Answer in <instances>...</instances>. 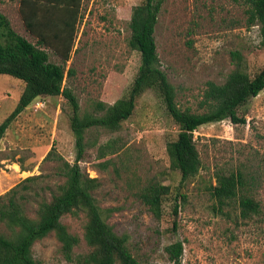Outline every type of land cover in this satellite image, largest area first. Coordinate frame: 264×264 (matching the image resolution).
Segmentation results:
<instances>
[{
    "label": "rangeland",
    "instance_id": "obj_1",
    "mask_svg": "<svg viewBox=\"0 0 264 264\" xmlns=\"http://www.w3.org/2000/svg\"><path fill=\"white\" fill-rule=\"evenodd\" d=\"M12 1H5L0 11L17 33L36 43L19 10V0ZM141 1H80L65 67L66 73L70 70L63 81L76 96L80 113L92 112L97 101L113 103L130 90L140 56L128 45L129 22L132 8ZM45 3L49 10L51 5ZM248 7V0H161L154 27L156 51L181 108L201 111L198 101L206 82H224L237 63L250 76L264 68L259 26L247 24ZM44 48L51 62L61 63L53 49ZM233 52H239L241 59L234 58ZM23 88L20 79L0 74V123L16 107ZM238 114L245 116V123L225 119L194 131L201 167L183 184L179 170L170 167L165 149L178 127L155 90L146 89L136 99L132 115L117 131L94 127L86 131L85 151L78 161L81 172L99 179L93 196L102 217L118 235H126L129 252L141 264H175L165 252L175 241L183 247L180 264H264V88ZM70 116L71 108L62 95L38 97L10 123L0 140V182L7 180L0 195L27 176L41 175L39 183H28L32 188H19L30 217L36 216L40 197L49 200L50 190L55 191L63 179L56 171L55 154L44 160L51 147L70 163L75 160ZM109 143L116 151H111ZM217 169L252 176L250 188L260 202L259 214L241 219L236 208H226L229 216L213 210L207 186L214 182ZM150 181L171 188L159 219L138 197L140 188ZM45 185L51 189L43 190ZM178 192L186 199L179 202L178 227L171 231V210ZM60 220L79 238L72 259L64 257L60 242L50 232L32 245L39 264H80L76 256L90 249L83 239L87 220L83 211L64 214Z\"/></svg>",
    "mask_w": 264,
    "mask_h": 264
},
{
    "label": "trees",
    "instance_id": "obj_2",
    "mask_svg": "<svg viewBox=\"0 0 264 264\" xmlns=\"http://www.w3.org/2000/svg\"><path fill=\"white\" fill-rule=\"evenodd\" d=\"M51 9L46 12L61 11L62 19L46 20L45 25L56 22L60 32L48 33L39 30L42 26L32 19L24 18L27 29L35 36L32 43L17 33L8 18L0 11V74H7L20 79L24 88L14 110L0 123V140L10 123L33 100L44 96L62 95L71 108L70 128L76 148V156L70 163L58 153L53 146L45 159L55 154L57 173L63 178L56 184L55 191L50 190V199L40 197L36 216L30 217L22 205L25 195L19 188L27 190L31 184L39 183L41 175H30L0 195V264H39L32 255V245L38 239L54 232L60 242V250L66 259H72L74 247L79 238L71 234L61 222L64 214H77L83 211L86 216L83 239L89 246L85 254L77 255L80 264H141L129 252L126 235H118L102 217V210L97 204L93 191L100 185L97 177H89L81 172L78 161L85 151V133L90 128H103L109 132L120 129L121 123L128 119L135 108L136 99L146 90H155L165 105L168 114L178 127L174 139L166 142V153L170 167L179 170L180 184L195 177L201 167L199 151L194 139V131L201 125L229 120L233 124L245 123L244 115L239 116L238 109L255 97L264 88V68L250 76L240 64L230 71L224 82L217 84L207 81L198 108H181L176 101L175 87L170 83L166 73L160 67L154 39V27L160 11L161 0H142L132 8L128 45L138 51L140 65L130 90L125 96L106 104L97 101L92 112L80 113L76 96L70 88L63 85L66 63L70 59L75 35V23L79 14L80 0H46ZM246 10L247 24H258L260 45L264 48V0H248ZM39 26V27H38ZM44 47L53 49L61 63L49 60V53ZM233 57L241 59L239 52ZM109 148L113 145L109 143ZM107 148V149H109ZM116 151L114 149L111 150ZM25 170V169H22ZM214 182L207 186L213 200V210L229 216L226 208H236L237 217L249 219L260 213V202L251 191V177L240 170L224 171L217 169ZM51 189L45 185L42 189ZM170 186L150 181L140 188L138 197L148 207L152 215L162 216V202L170 193ZM172 206L173 216L171 231L178 227L177 215L179 202L186 199L184 193L178 192ZM1 228V227H0ZM182 243L175 241L165 247L170 261L180 264Z\"/></svg>",
    "mask_w": 264,
    "mask_h": 264
},
{
    "label": "crops",
    "instance_id": "obj_3",
    "mask_svg": "<svg viewBox=\"0 0 264 264\" xmlns=\"http://www.w3.org/2000/svg\"><path fill=\"white\" fill-rule=\"evenodd\" d=\"M5 1L8 2L9 4L14 2L12 0H0V6L3 5ZM45 1L46 0H19V3H18V6L20 5L19 10L22 13V16L24 18L25 17L28 19L31 18L32 21L36 23H38V21L40 20V22L42 23V26L41 27L38 26V27L43 30H39V31L48 32V33L60 32L58 25H55L54 27H49L45 25L44 23L46 20H49V19H52L54 21H59L62 19L61 11H57L54 13L52 12L46 13V9L48 8V6H46ZM72 1H76V0H72ZM80 1H83V0H80ZM50 9L51 7L49 8V10ZM3 14L5 15V13ZM77 19H79V16ZM0 177L2 178V174H0ZM6 181L7 180H4V181L1 180L0 191L4 190V183H6Z\"/></svg>",
    "mask_w": 264,
    "mask_h": 264
},
{
    "label": "built area",
    "instance_id": "obj_4",
    "mask_svg": "<svg viewBox=\"0 0 264 264\" xmlns=\"http://www.w3.org/2000/svg\"><path fill=\"white\" fill-rule=\"evenodd\" d=\"M40 103V102H39Z\"/></svg>",
    "mask_w": 264,
    "mask_h": 264
}]
</instances>
